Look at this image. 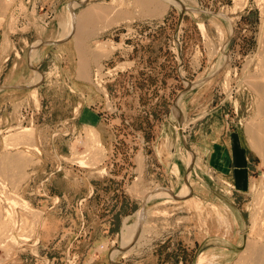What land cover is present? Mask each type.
Segmentation results:
<instances>
[{
	"label": "rangeland",
	"instance_id": "374dc122",
	"mask_svg": "<svg viewBox=\"0 0 264 264\" xmlns=\"http://www.w3.org/2000/svg\"><path fill=\"white\" fill-rule=\"evenodd\" d=\"M53 1L67 6L0 0V30L15 33L21 9L45 12L49 21L29 25L54 32L5 56L24 62L29 53L46 83L17 118L0 119V264H215L202 252L218 236L240 240L226 263L236 264L264 232V155L254 146H264V0H148L147 9L138 0ZM91 7L105 13L82 20ZM66 41L68 52L44 46ZM233 133L246 151L245 191L219 163ZM236 152L242 162L239 143ZM223 203L244 214L240 238ZM141 209L138 240L124 244Z\"/></svg>",
	"mask_w": 264,
	"mask_h": 264
},
{
	"label": "crops",
	"instance_id": "0c3cea01",
	"mask_svg": "<svg viewBox=\"0 0 264 264\" xmlns=\"http://www.w3.org/2000/svg\"><path fill=\"white\" fill-rule=\"evenodd\" d=\"M56 4H55V3ZM26 6L29 8H32L34 5H37V7L40 5L46 6H53L57 10H64V8L67 6V4H61L59 1H53V0H25ZM31 11V10H30ZM28 12L16 11V16L13 15V19L17 21V16H19L22 20V23L20 26H17L14 30L15 33H7L4 30H0V119H15L17 116L22 113V110L26 108L28 100L31 101L30 93L34 89H38L42 85H44L46 82V75L45 71H40V75L43 77L41 81L32 82L35 80V71L31 69L30 64L28 62L29 53L25 54L24 62H21L20 60H15V58H11L9 62L5 61V56L12 53V50L14 49H20L26 48V51H28V44L31 40L35 39H49L53 36V30L46 28L45 30H41L40 26H33L29 25L30 23H45L46 21H49V19L45 20L44 18H47L44 13H37L36 17L31 16ZM39 17V18H38ZM45 20V21H44ZM18 23V22H16ZM29 25L26 27L25 26ZM24 28V30H22ZM9 38V40H8ZM6 41H11V44L13 47L10 48L9 51L3 52V48H5ZM44 46L51 47L50 49L53 52L62 50L63 52H68L67 48L70 47V44L68 42H53V43H46ZM43 46L39 47L37 50L39 51V58L43 59L44 55H46L45 52H43L44 49H42ZM35 76V77H34ZM34 78V79H33ZM19 107V109H18ZM237 136L238 139H236L233 143L234 136ZM220 137V136H218ZM217 141V142H216ZM218 138L216 140H211V147L210 152L208 154H202L203 157H210L212 154V151L214 149L215 143H218ZM239 143L241 148L244 152V159L241 162V160L238 158L237 155V149L235 153V146ZM219 144V143H218ZM222 146H219V150L221 149V158L219 159V163H221V166L223 169L227 167V162H229V165L232 167V179H233V185L236 188V190L239 191H245L247 187H249L250 179H249V173H248V166H247V156L246 151L242 146L240 136L237 133H233L232 137L230 139H224ZM223 148V149H222ZM233 156V157H232ZM219 158V157H218ZM196 159V157H195ZM194 159V160H195ZM198 160V157H197ZM220 166V165H219ZM182 170H180V167L178 166L176 171L179 173H182V179L180 177L177 179L178 182H175L173 184V188H175V185H179L178 192L182 189V185L186 182V174L188 173V166L187 163L184 165L181 164ZM193 167V166H192ZM224 171V170H223ZM192 188V186L190 185ZM195 189L193 188V191ZM175 191V189H174ZM182 193V191H181ZM218 198H225V196H222L221 192H215ZM192 197L189 198V200ZM225 204V203H223ZM223 206L217 207L221 208ZM227 211L231 214V211L235 215V218L229 217L228 225L231 226V229L236 226V233L235 235L237 238H240L242 235L238 231L243 232V226H244V214L242 210L238 207H234L233 205H226L224 206ZM232 214V215H233ZM234 219V220H233ZM230 228V227H229ZM238 228V230H237ZM228 229V227H227ZM235 236V237H236ZM240 244L239 241H234L231 239H228L226 237L218 236L217 240L211 243L208 248L203 250L202 255L207 257L206 261H209L208 258L211 257V262H214L215 264H226L229 263L233 257L236 255V252L238 251ZM224 250V253H221V250ZM129 251V250H128ZM127 253V252H125ZM124 253V254H125ZM212 255V256H209ZM203 262V261H202Z\"/></svg>",
	"mask_w": 264,
	"mask_h": 264
},
{
	"label": "bare ground",
	"instance_id": "6f19581e",
	"mask_svg": "<svg viewBox=\"0 0 264 264\" xmlns=\"http://www.w3.org/2000/svg\"><path fill=\"white\" fill-rule=\"evenodd\" d=\"M150 1V0H149ZM152 1V0H151ZM138 2H140L141 4H142V6L144 5V7L146 6V7H148V5L150 4V2H149V4L147 5L146 3H148V0H138ZM161 3V2H160ZM151 4H152V2H151ZM163 4V3H162ZM160 5L163 9H166V8H168V4H164V5ZM159 5V4H158ZM150 6H152V5H150ZM145 7V8H146ZM155 7H158V6H155ZM160 7V8H161ZM99 7H95V8H90V9H87L86 11H84L85 13L82 15V20H84L85 21V19L86 20H88L89 19V21H91L90 19H92V18H94V17H96V16H98L99 14L101 15V14H103V13H105L102 9H98ZM149 8V7H148ZM147 9V8H146ZM155 9V8H154ZM149 10V9H148ZM151 11H153V10H151ZM163 13V12H162ZM82 14V13H81ZM72 17V16H71ZM85 23V22H84ZM106 28V27H105ZM80 39V38H79ZM79 42H80V40H79ZM82 44V43H81ZM82 46V45H81ZM81 46H78V47H81ZM81 49V48H80ZM81 51V50H80ZM82 52V51H81ZM80 52V53H81ZM83 55H84V53H83ZM82 55V56H83ZM81 58V57H80ZM84 58V57H83ZM84 59H87V58H84ZM82 63H83V65H84V62L82 61ZM82 67V66H81ZM80 67V68H81ZM39 77H40V75L37 73V78H35L36 80H35V82H37L38 80H39ZM259 88H260V86H259ZM258 88V89H259ZM254 146L256 147V148H258V152L259 153H261L262 155H264V146H262V143H260L258 140H256L255 141V143H254ZM190 162V161H189ZM193 163L194 162H192V165H193ZM192 165L190 166V167H192ZM191 187H190V184H189V182L187 181V184H186V186H185V188L182 190V193L181 194H179V196H185L186 194H188V192L187 191H190L191 189H190ZM158 189V188H157ZM160 190V189H159ZM170 192H171V190H169ZM159 192H163V191H154V194L153 195H155V194H159ZM160 195V194H159ZM166 195V194H165ZM178 195V194H177ZM260 204H262V202L260 203ZM261 206V205H260ZM261 208V207H260ZM262 209V208H261ZM147 210H145V209H141L140 210V212L138 213V218L140 219V221H138V224L139 225H137V229H136V226L135 225H133L132 227H133V229H134V233L132 234V235H129V233L127 234V237L126 238H128L129 236V238L128 239H126L125 240V242H124V244H126L128 241H130V239L132 238V236H133V238L132 239H135V240H138V234L140 233V231H141V228H142V226H143V223L144 222H142L143 221V219H145L144 217H145V215H146V212ZM218 211V213H219V217H220V219H222L223 220V222H224V224H225V216L222 214V209H218L217 210ZM148 212V211H147ZM260 212V211H259ZM258 222H260V221H258ZM255 224V223H254ZM255 226V225H254ZM257 227V226H256ZM256 227H255V229H256ZM125 228V227H124ZM132 228L131 227H129L128 226V228H127V230L128 231H130ZM257 229H258V227H257ZM125 230V229H124ZM252 231V230H251ZM252 234V233H251ZM256 234V233H255ZM254 236H256L255 237V239L253 240H249L248 239V241H247V244H246V248H245V250L243 251V252H245V254H241V256H240V258H239V260L237 261V263L236 264H264V232L262 231H260V233L257 231V234L256 235H254ZM129 250V249H128ZM127 250V251H128Z\"/></svg>",
	"mask_w": 264,
	"mask_h": 264
},
{
	"label": "water",
	"instance_id": "95a60500",
	"mask_svg": "<svg viewBox=\"0 0 264 264\" xmlns=\"http://www.w3.org/2000/svg\"><path fill=\"white\" fill-rule=\"evenodd\" d=\"M120 249L125 250V249H127V248H120Z\"/></svg>",
	"mask_w": 264,
	"mask_h": 264
}]
</instances>
